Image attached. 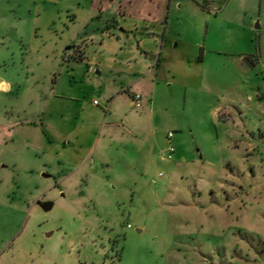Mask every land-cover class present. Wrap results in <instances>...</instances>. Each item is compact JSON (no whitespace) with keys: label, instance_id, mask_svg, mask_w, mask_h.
<instances>
[{"label":"rangeland","instance_id":"1","mask_svg":"<svg viewBox=\"0 0 264 264\" xmlns=\"http://www.w3.org/2000/svg\"><path fill=\"white\" fill-rule=\"evenodd\" d=\"M194 1L144 89L153 0H0V264H264V9L205 33Z\"/></svg>","mask_w":264,"mask_h":264},{"label":"crops","instance_id":"2","mask_svg":"<svg viewBox=\"0 0 264 264\" xmlns=\"http://www.w3.org/2000/svg\"><path fill=\"white\" fill-rule=\"evenodd\" d=\"M116 1L119 9V15L125 16L122 9L123 6L128 5V7L130 8L137 0ZM153 1L155 2V4L153 5L155 6V8L152 13H148V18L136 20L133 18L131 19L130 17V19L127 21V29L129 30L133 28V25L130 24H134V26L139 24L140 27L146 28L145 33L139 34V36L141 37H138L136 39L138 54H135L134 57H132L134 67L131 70L129 69L134 77H138V80L133 83V86H135V88L138 87L145 89L147 75H141V70H143L145 67L148 69L151 66V69H148V72L151 73L153 71L154 75L158 74L161 70L162 62L160 60L161 53L159 52H161V47H164L165 44L164 25H162V23L165 16L164 7H167L169 3L167 2V0ZM148 2L149 4H151L152 0H148ZM194 5L196 7L201 24L202 22L203 24H205V33H207L210 29L211 31H218L217 28L223 29L225 27V23H236L241 26H243L242 24L245 23L246 26H249V20L254 21L255 19L261 18V11L262 9H264V0H195ZM116 24H119V22H116ZM128 32L131 33V31ZM128 32L126 33L123 30L122 34H126L125 36L128 37ZM158 45L159 49L157 48ZM77 47L78 46L75 45V48ZM87 51V46L81 48V63L89 64ZM119 51H123V49L119 48ZM255 51L259 53L261 52V46L259 45V43L258 46L255 47ZM216 54H220V52L216 51ZM205 56H203V53L201 52L199 57L195 58L196 63L204 62ZM255 60V58L250 57L240 58L241 62L248 63L251 66L255 64ZM90 71L92 73L98 74V71L93 67L90 68ZM10 89L11 88L7 83L0 82L1 93L9 91ZM142 92L143 91H140L141 94ZM130 99L132 100V98ZM109 100V104L112 105L113 98H110ZM130 105L131 107H133L131 101Z\"/></svg>","mask_w":264,"mask_h":264},{"label":"built area","instance_id":"3","mask_svg":"<svg viewBox=\"0 0 264 264\" xmlns=\"http://www.w3.org/2000/svg\"><path fill=\"white\" fill-rule=\"evenodd\" d=\"M132 106L135 108V109H140L142 107V98L139 96V95H132ZM94 105L98 106V103L96 101H94ZM105 111H107V109H104ZM172 134H168L167 135V140L170 144V140L172 138ZM174 148L172 146H169L168 150H167V153H166V158L168 160H171L172 159V155L174 153ZM130 227V226H128Z\"/></svg>","mask_w":264,"mask_h":264}]
</instances>
